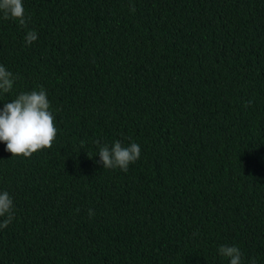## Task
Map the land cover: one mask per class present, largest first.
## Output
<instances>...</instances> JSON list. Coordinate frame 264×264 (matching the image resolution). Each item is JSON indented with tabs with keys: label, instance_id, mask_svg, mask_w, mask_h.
Wrapping results in <instances>:
<instances>
[{
	"label": "trees",
	"instance_id": "obj_1",
	"mask_svg": "<svg viewBox=\"0 0 264 264\" xmlns=\"http://www.w3.org/2000/svg\"><path fill=\"white\" fill-rule=\"evenodd\" d=\"M22 4L27 28L0 12V110L43 89L57 138L0 141V264H264V0ZM117 140L142 149L127 172L97 163Z\"/></svg>",
	"mask_w": 264,
	"mask_h": 264
},
{
	"label": "clouds",
	"instance_id": "obj_2",
	"mask_svg": "<svg viewBox=\"0 0 264 264\" xmlns=\"http://www.w3.org/2000/svg\"><path fill=\"white\" fill-rule=\"evenodd\" d=\"M0 12L5 20L18 21L19 26L27 28L31 17H26L22 0H0ZM38 39L35 31L29 30L25 36L27 45ZM18 77L0 65V93L8 94L13 91ZM50 102L46 91L33 90L20 93L11 103H5L0 110V141L6 143V150L13 157H32L42 149H51L57 138V129L51 113ZM100 142L97 141V144ZM142 149L139 144L131 142L124 146L115 141L111 146L104 144L99 147L98 164L103 169L119 168L127 172L131 164L137 162ZM89 158H92L88 153ZM90 216L93 214L90 210ZM0 217H4L0 228H7L14 219V203L8 192L0 193ZM219 254L228 258L230 264H243V254L237 246L222 245Z\"/></svg>",
	"mask_w": 264,
	"mask_h": 264
},
{
	"label": "rangeland",
	"instance_id": "obj_3",
	"mask_svg": "<svg viewBox=\"0 0 264 264\" xmlns=\"http://www.w3.org/2000/svg\"><path fill=\"white\" fill-rule=\"evenodd\" d=\"M32 209V206L31 205H21V210L19 211L20 214L22 215H27L29 213V211Z\"/></svg>",
	"mask_w": 264,
	"mask_h": 264
}]
</instances>
